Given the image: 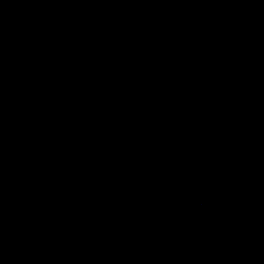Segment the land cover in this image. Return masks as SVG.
Listing matches in <instances>:
<instances>
[{"label":"water","instance_id":"1","mask_svg":"<svg viewBox=\"0 0 264 264\" xmlns=\"http://www.w3.org/2000/svg\"><path fill=\"white\" fill-rule=\"evenodd\" d=\"M0 264H264V0H0Z\"/></svg>","mask_w":264,"mask_h":264}]
</instances>
